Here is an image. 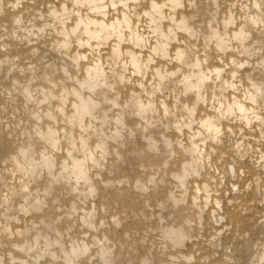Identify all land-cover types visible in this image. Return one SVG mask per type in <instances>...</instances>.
<instances>
[{
	"label": "bare ground",
	"instance_id": "1",
	"mask_svg": "<svg viewBox=\"0 0 264 264\" xmlns=\"http://www.w3.org/2000/svg\"><path fill=\"white\" fill-rule=\"evenodd\" d=\"M0 264H264V0H0Z\"/></svg>",
	"mask_w": 264,
	"mask_h": 264
}]
</instances>
